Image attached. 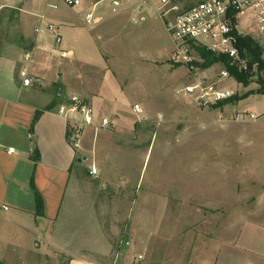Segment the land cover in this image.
<instances>
[{"label": "rangeland", "instance_id": "374dc122", "mask_svg": "<svg viewBox=\"0 0 264 264\" xmlns=\"http://www.w3.org/2000/svg\"><path fill=\"white\" fill-rule=\"evenodd\" d=\"M184 1L195 5L203 0ZM152 4L149 0L147 8L153 9ZM58 5L53 10L43 3L34 13L20 16L4 10L0 46L5 38L19 39L18 25L29 34L42 26L57 63L74 62L62 59L55 49L70 45L77 58H86L80 61L106 64L121 90L107 77L110 96L123 108L115 112H125L116 113L125 118L116 125L112 109L102 108L97 121L100 125L109 116L108 129L86 136L90 154L82 166L94 164L98 176L93 179L91 167L85 168L82 196L94 201L98 219L88 218L89 206L78 208L77 214L73 207L66 212L68 193L66 213L57 223L66 245L72 250L87 244L102 249L108 240L111 249L104 255L113 264L201 263L203 247L221 226L224 239L214 263H264V94L252 92L260 84L223 77L221 63L202 67L196 49L190 63L175 60L174 51L171 61L166 60L175 44L156 13L138 23L125 13L99 29L83 19L92 10L91 0H81L77 7L63 1ZM101 6L114 5L104 0ZM72 21L78 24V35L64 37L55 47L58 27ZM97 46L112 52L111 57L98 58ZM20 61L26 65L24 58ZM93 73L91 86L97 88L103 73ZM213 84L216 88L208 90ZM188 86L197 88L188 92ZM217 91L241 98L213 107ZM45 100L43 96L40 102ZM135 104L141 112L134 110ZM76 174L75 168L71 189ZM67 258L53 253L47 263L11 264H67Z\"/></svg>", "mask_w": 264, "mask_h": 264}, {"label": "crops", "instance_id": "0c3cea01", "mask_svg": "<svg viewBox=\"0 0 264 264\" xmlns=\"http://www.w3.org/2000/svg\"><path fill=\"white\" fill-rule=\"evenodd\" d=\"M47 1L0 0V15L4 10L6 14L19 12V16L21 12L32 14L43 3L47 7ZM117 1L118 4L112 0L114 5L112 9L101 6L102 1L93 5L92 10L83 13L84 22L86 23L85 16L92 14L94 22L88 25L102 29L109 20L125 13L131 15L134 23L146 21L153 13L159 17L154 5L152 4L153 9H148V3L143 4L144 0ZM43 17L41 16V19ZM1 21L2 18L0 28ZM162 23L165 27L163 21ZM77 25L73 21L60 24L58 34L62 41L64 37L70 40L71 37L78 35ZM18 26L21 30L19 39L5 38L0 46V264L47 263L53 253H63L67 256V264H113L107 262L104 255L111 249L108 240H105L106 246L102 249H95L93 245L87 244L78 250H72L66 245L65 241H68L66 234L58 228L59 226L57 227V223L66 212L69 213L70 207H73L76 213L78 208L88 209L89 206L92 211L88 212V218L98 219L94 201L91 197L82 196L83 187L86 188V182L83 180L84 170L87 167L96 168L94 164L82 166L90 154L86 136L91 131L94 132L99 125L97 114L102 108L112 109L113 124L124 122V116H118L116 114L118 112H115L116 109L122 108V105L110 96V89L107 87L110 84L106 83V79L109 77L113 84L111 86L118 91L119 84L114 81L111 72L106 71L108 69L106 64L93 65L80 61L79 59L86 58L84 56L77 58L74 46L67 45L61 51L55 48L62 59L74 61L66 66L62 62L57 63L54 55L48 51L46 34L41 30L42 26L35 27L37 31L35 30L33 34ZM99 37L94 39L96 45L100 44ZM96 49L97 57L102 61L111 57L112 52L109 53L98 46ZM173 51L174 49L166 60L171 61ZM23 58L26 65L21 64L20 60ZM84 68L88 70L84 71ZM24 70L33 78L30 85L23 83L21 72ZM91 70L93 72L100 70L103 73L97 88L91 86V81L94 80L92 78L94 73H91ZM57 87L58 90L55 92ZM43 96L46 97L44 103L40 102ZM74 97L88 103L94 111L93 124L80 129L79 148L75 146L74 139L76 120L80 119V115L59 113L60 107L69 104ZM39 111L41 114L34 123L35 115ZM119 113L125 114L123 110ZM75 168L76 180L71 189L70 183ZM92 176L93 179L97 178L98 170L97 174ZM35 190L43 199L42 215L37 214ZM68 193L70 197L65 212L63 208ZM84 199L87 201H83ZM215 230L214 238L209 239L203 247L201 263L183 264H246L214 263L224 239L222 227L219 226ZM94 253L100 254L99 259L93 255Z\"/></svg>", "mask_w": 264, "mask_h": 264}, {"label": "built area", "instance_id": "2783aa9c", "mask_svg": "<svg viewBox=\"0 0 264 264\" xmlns=\"http://www.w3.org/2000/svg\"><path fill=\"white\" fill-rule=\"evenodd\" d=\"M58 1H63L71 7L81 5V0H48L47 8L56 10L59 6ZM91 1L95 6L103 0ZM150 1H152L175 44L173 57L175 60L185 63L192 62L194 46H202L218 56H227L231 64L240 71L252 72L249 59L243 55L240 43L241 38L251 36L264 48V0H203L195 5H187L184 0ZM148 2L149 0H144L143 4ZM114 3L118 4V1L114 0ZM85 20L87 24H92L94 22L93 15H86ZM48 26L52 30L55 29L52 24ZM61 42V36L57 34L56 43L59 45ZM62 55L65 56V53L62 52ZM254 71H256L255 68ZM221 75L225 78L231 76L227 69L223 70ZM21 77L24 85H30L33 82V78L26 70L21 72ZM37 81L40 82L39 79ZM197 86H188L185 90L192 92ZM215 88V84H213L208 90L212 91ZM224 98H226L225 95L217 91L213 103L215 104ZM207 102H211V100L207 99ZM134 110L141 112L138 104L134 106ZM59 113L62 115H68V113L80 115V119L76 120L74 139L75 146L79 148L81 146L80 129L85 125L93 124V108L88 103L74 97L69 104L60 107ZM109 124V120L105 118L96 127V130L108 129ZM90 173L97 174L96 168L93 167Z\"/></svg>", "mask_w": 264, "mask_h": 264}, {"label": "trees", "instance_id": "16d2710c", "mask_svg": "<svg viewBox=\"0 0 264 264\" xmlns=\"http://www.w3.org/2000/svg\"><path fill=\"white\" fill-rule=\"evenodd\" d=\"M240 46L243 50V55L249 59L250 73H244L240 71L236 66L232 65L230 59L224 55H216L213 52L207 50L202 46H194L199 56L204 60L202 67H209L215 63H221L230 72V75L239 83L243 85H248L252 80H255L260 84V88L256 91L257 93L264 94V59L263 46L253 37L247 36L241 38ZM180 65V63H178ZM254 68L256 71H254ZM241 97H227L219 102L213 104V107L224 106L233 101L239 100ZM41 112H37L34 118V123L38 120ZM37 154V151H36ZM36 202H37V214L42 215L44 210V203L41 195L37 190H35Z\"/></svg>", "mask_w": 264, "mask_h": 264}]
</instances>
